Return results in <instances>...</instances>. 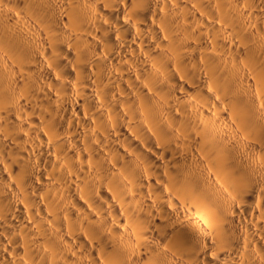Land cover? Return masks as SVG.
<instances>
[{
  "label": "bare ground",
  "instance_id": "6f19581e",
  "mask_svg": "<svg viewBox=\"0 0 264 264\" xmlns=\"http://www.w3.org/2000/svg\"><path fill=\"white\" fill-rule=\"evenodd\" d=\"M0 264H264V0H0Z\"/></svg>",
  "mask_w": 264,
  "mask_h": 264
}]
</instances>
